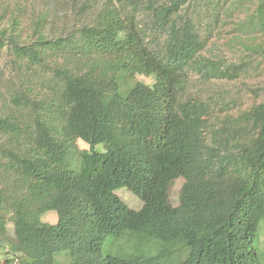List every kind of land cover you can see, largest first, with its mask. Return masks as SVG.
<instances>
[{
  "label": "trees",
  "instance_id": "trees-1",
  "mask_svg": "<svg viewBox=\"0 0 264 264\" xmlns=\"http://www.w3.org/2000/svg\"><path fill=\"white\" fill-rule=\"evenodd\" d=\"M226 4L84 0L91 20L63 33L48 6L28 25L20 2L0 6L17 77L0 111V264H264V99L231 111L187 89L191 73L236 75L202 53ZM246 18L244 49L264 57V0Z\"/></svg>",
  "mask_w": 264,
  "mask_h": 264
},
{
  "label": "rangeland",
  "instance_id": "rangeland-1",
  "mask_svg": "<svg viewBox=\"0 0 264 264\" xmlns=\"http://www.w3.org/2000/svg\"><path fill=\"white\" fill-rule=\"evenodd\" d=\"M19 2L24 6L23 22L27 25L32 20L31 18L47 10L46 6H48L47 24L50 25L51 32L55 33L67 32L89 22L91 12L96 8L94 6L91 9H81L84 0H0V6L3 5L11 12ZM228 5L231 6L226 12L221 11L217 28H214L211 34L212 40H209L202 53L235 68L236 75L233 78L206 80L197 73H191L187 89L188 93L205 100H211L213 106L216 102L218 104L216 108L222 106L225 110L233 111L244 109L264 99V57L244 49L245 39L250 36L251 30L244 28L246 31L244 32L239 26L243 20L247 19L246 15L255 8L257 0H227L226 6ZM144 19L145 17L140 18V20ZM15 75L16 71L11 62V56L4 48L0 49V111L3 103L6 102L7 90L16 83ZM136 79L152 82L151 78L143 75H137ZM3 142L0 135V143ZM77 145L80 149L88 148V145L80 139L77 140ZM101 147L102 145L98 146V148ZM170 180V201L172 204H176L183 180L177 174H173ZM116 193L131 208L138 209L142 205L141 200L126 188H120ZM205 218L217 221L219 215L208 213ZM42 220L54 223L57 217L54 211H48L42 216ZM8 225L10 226V223ZM259 226H263L260 232L262 245L264 244V222L261 221ZM1 253L0 263H4L5 258Z\"/></svg>",
  "mask_w": 264,
  "mask_h": 264
}]
</instances>
